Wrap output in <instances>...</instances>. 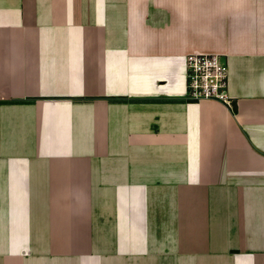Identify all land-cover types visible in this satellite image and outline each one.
I'll return each mask as SVG.
<instances>
[{"label": "crops", "instance_id": "obj_1", "mask_svg": "<svg viewBox=\"0 0 264 264\" xmlns=\"http://www.w3.org/2000/svg\"><path fill=\"white\" fill-rule=\"evenodd\" d=\"M0 264H264V0H0Z\"/></svg>", "mask_w": 264, "mask_h": 264}, {"label": "built area", "instance_id": "obj_2", "mask_svg": "<svg viewBox=\"0 0 264 264\" xmlns=\"http://www.w3.org/2000/svg\"><path fill=\"white\" fill-rule=\"evenodd\" d=\"M187 95L190 103L212 101L233 107L229 65L220 55L190 54L186 57Z\"/></svg>", "mask_w": 264, "mask_h": 264}]
</instances>
